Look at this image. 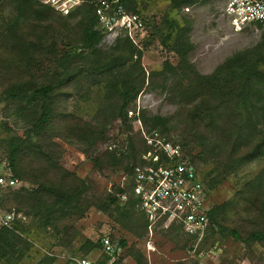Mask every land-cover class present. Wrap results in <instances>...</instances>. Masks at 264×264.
I'll list each match as a JSON object with an SVG mask.
<instances>
[{
    "label": "rangeland",
    "instance_id": "rangeland-1",
    "mask_svg": "<svg viewBox=\"0 0 264 264\" xmlns=\"http://www.w3.org/2000/svg\"><path fill=\"white\" fill-rule=\"evenodd\" d=\"M179 2L138 0V10L147 18L149 30L140 51L144 83L129 108L164 118L167 135L185 145L205 183L209 177L204 178L203 173L209 172L214 162H201L202 150L189 139L193 136L190 129L204 134L207 143L216 135L222 172L227 173L209 190V201L212 207L224 204L217 215L218 225L234 229L240 240L215 228L201 247L217 245L222 249L216 264H264V242L247 240L254 233L264 235V184L252 181L264 167V158L245 157V150L233 153V141L221 138L207 119L194 127L187 117L190 105L174 96L170 90L173 80L165 86L161 74L166 62L177 66L180 61L175 51L177 35L165 39L171 22L187 29L180 35L192 44L187 59L202 75L211 74L237 52L264 47V27L248 26L234 32L222 17L219 0H197L192 5ZM183 9L186 11L181 15ZM5 14H0V174L13 172L7 159L8 139L15 136L26 144L15 164L23 188H0V212L17 208L14 219L21 241L4 264H74L73 259L80 257L96 264H194L188 254L190 241L179 228L167 229L158 223L149 231L144 218L132 208L119 204L102 212L91 205L108 202L126 168L124 160L111 163L105 146L111 142L128 147L130 137L136 146L139 144L134 126L123 124L116 116L120 101L109 85L110 74L97 70L98 65L119 54L116 39L101 40L94 52L73 56L61 65L63 56L81 50L82 11L63 17L40 7L27 9L26 19L12 37L4 25ZM140 67L130 61L116 75L133 74L139 81ZM61 76L66 79L63 84ZM17 80L54 85L51 118L39 135L32 127L38 106L21 112V105L2 99V90ZM142 115L145 119V113ZM75 179L84 182L81 188ZM49 188L80 190L81 195L70 210L51 213ZM105 235L118 246L113 259L106 260L100 247L84 248L88 241L98 246ZM120 241L125 242L124 247L118 245Z\"/></svg>",
    "mask_w": 264,
    "mask_h": 264
},
{
    "label": "trees",
    "instance_id": "trees-1",
    "mask_svg": "<svg viewBox=\"0 0 264 264\" xmlns=\"http://www.w3.org/2000/svg\"><path fill=\"white\" fill-rule=\"evenodd\" d=\"M195 2H197V0H180L179 5H192ZM137 6L138 0H129L127 2V7L130 10L141 13ZM34 7L47 9L56 15L63 16L42 4L40 0H0V14L3 12L6 13L5 16H3V21L8 37H12L20 24L26 19L25 12L27 9ZM80 11L84 13V30L80 42L81 50L77 53L75 52L63 56L60 61L61 65H63V63L67 64L73 56L84 57L86 52H94L102 40L101 33L95 29L96 17L92 5L79 7L63 17L71 16ZM144 18L148 35L149 25L147 18L145 16ZM259 27L262 28V26ZM176 28H178V30H175ZM186 30V28L182 30L175 22L169 24V31L166 33L165 39L169 41L173 39L172 36L174 34L177 35L178 48H176L175 51L180 61L177 66H172L168 62L165 63L163 71L161 72L164 76L163 84L168 86V81L170 79L173 80V83L170 84V90L174 93V96L190 105L187 117L194 127L197 126L198 128L200 122L207 119L212 130H219L221 138L233 141V153L239 150H245L247 152L245 157L256 156L264 158V47L260 50L254 49L237 52L226 58L211 74L202 75L187 59V52L192 48V44L189 38H182V36H180L181 34L185 35ZM115 43H117L116 47H119V54L117 53L116 56L98 65L97 70L110 74L111 80L109 85L120 101L116 116L123 124H127V122H130L127 118V110L137 94L141 91L144 83V73L140 67L141 50H138L127 38H116ZM130 61H132L134 65L140 67L141 79L139 78V81L133 74L116 75V72L124 70L126 63ZM63 70H66L65 67ZM64 76L60 78L61 84L66 81ZM53 90L54 85L51 83L33 84L28 80H17L4 88L1 95L2 99L6 102H14L21 105V112L26 107L38 106L32 127L33 133L39 135L41 131L47 127L51 118V95ZM144 113L145 119L144 115H142ZM140 115L143 123L145 125L149 124L150 130L157 129L169 138L164 126V118L157 115L148 116L146 112H140ZM129 125L130 130H132V125ZM190 131L193 132V136L191 138L186 137L193 140V143H197V146L201 148L202 152L199 153L201 162L205 165L210 160L214 162L210 171L203 173L204 178L209 177L206 186L209 190H212L223 179V173H227L225 171L222 172L223 164L220 162V159H222L221 148L214 138L216 135L212 136L207 143L204 139V134H195L199 133L198 130L196 132L195 128H191ZM194 134L198 135L197 139L194 138ZM137 137L139 139L138 146H136L130 137L128 147H125V151L119 154L110 152L106 149L110 155L112 164H116L122 160L126 162V168L123 173L127 174L128 181L125 190L120 189L119 186L115 187L111 193V197L108 198V202H106V204L103 203V206L91 204L102 212H107L112 205L120 204L132 208L134 211L141 214L137 208L138 202L130 191L132 170L134 166L139 163L140 154L146 150L144 142L139 134H137ZM7 143V159L9 166L13 170L11 175L18 180L20 185L16 189L19 190L23 188L22 185L24 182L20 179L21 175L16 171L15 164L26 142L25 140L12 136L8 139ZM176 143L179 144V142ZM179 145L183 148L185 147L184 144ZM191 160L194 164L195 159L193 156H191ZM198 173L201 174L200 172ZM212 174L213 177H210ZM75 181L80 188L84 184L80 179H75ZM252 181L257 182L260 186L264 184V167L257 175L253 176ZM124 191H127L128 200L121 203L115 195L116 193ZM47 192L49 197L53 199V202L49 206L51 213L54 211L70 210L81 195L80 190L78 192H70L49 188ZM262 206L264 207V203H262ZM223 207L224 204L221 206H213L208 213L209 221L214 226L209 236H212L216 228L219 232L224 233L225 236H231L234 239L240 240L239 235L234 229L222 228L218 225L217 215ZM10 209H14L16 212L17 208L13 207ZM141 216L143 217L142 214ZM145 223L147 224L146 220ZM172 227L179 228L172 224L166 228L169 229ZM18 229H20L18 227V221L15 219L11 224V229L0 227V264H4L11 253L20 247L21 241L16 234ZM209 236L204 239L201 246L210 238ZM247 240L264 242V235L254 233L251 234ZM118 245L124 247L125 242L120 241ZM97 247H101L100 244L95 246L89 241L86 242L84 246L86 250L95 249ZM108 259L109 257L106 256V260ZM104 263L105 262H101L100 264Z\"/></svg>",
    "mask_w": 264,
    "mask_h": 264
},
{
    "label": "built area",
    "instance_id": "built-area-1",
    "mask_svg": "<svg viewBox=\"0 0 264 264\" xmlns=\"http://www.w3.org/2000/svg\"><path fill=\"white\" fill-rule=\"evenodd\" d=\"M129 0H40L53 11L66 16L79 7L92 5L96 26L102 41L127 38L142 51L143 39L147 35L145 18L127 7ZM222 17L234 32L248 26L264 27V0H219ZM188 10V7L186 8ZM183 9L180 14H183ZM140 112L127 110V118L144 142L146 150L140 154L139 163L131 173L130 191L136 198L137 208L147 221V228L162 223L164 227L175 225L189 239L188 254L196 264H216L222 253L217 246L202 248L201 243L214 228L209 221L211 210L209 189L200 174L196 172L191 156L178 143L157 129L146 130L139 117ZM110 152L119 154L125 147L109 142L105 146ZM128 176L122 173L118 186L125 190ZM19 182L10 172L0 174V188L16 189ZM124 203L127 191L116 193ZM15 210L0 212V227L10 228ZM103 254L114 258L118 250L109 236L99 240ZM75 264H96L87 257L73 259Z\"/></svg>",
    "mask_w": 264,
    "mask_h": 264
},
{
    "label": "crops",
    "instance_id": "crops-1",
    "mask_svg": "<svg viewBox=\"0 0 264 264\" xmlns=\"http://www.w3.org/2000/svg\"><path fill=\"white\" fill-rule=\"evenodd\" d=\"M100 244V243H99ZM101 248V247H100Z\"/></svg>",
    "mask_w": 264,
    "mask_h": 264
}]
</instances>
